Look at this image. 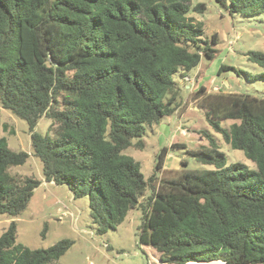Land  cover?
I'll list each match as a JSON object with an SVG mask.
<instances>
[{"label":"trees","instance_id":"obj_1","mask_svg":"<svg viewBox=\"0 0 264 264\" xmlns=\"http://www.w3.org/2000/svg\"><path fill=\"white\" fill-rule=\"evenodd\" d=\"M215 1L231 19L264 13V0ZM192 2L0 0V104L29 124L45 181L89 199L98 235L140 206L138 245L157 252L160 264H264V96L188 90L191 72L220 55L218 34L206 35L193 17L206 4ZM248 58L256 73L222 64L219 74L264 83V53ZM188 104L255 168L228 164L218 138L204 131L209 146L163 147L146 179L124 152L146 148L148 131L181 117ZM45 116L56 124L54 137L35 131ZM172 148L214 169L186 161L168 169ZM28 159L0 143V216L19 217L41 185L10 173ZM16 241L14 221L0 237V264H54L72 246L30 250Z\"/></svg>","mask_w":264,"mask_h":264},{"label":"rangeland","instance_id":"obj_2","mask_svg":"<svg viewBox=\"0 0 264 264\" xmlns=\"http://www.w3.org/2000/svg\"><path fill=\"white\" fill-rule=\"evenodd\" d=\"M193 4L204 3L207 10L194 13L196 21L204 25L206 35L218 34L216 46L220 55L214 61L204 60L191 72L188 78V90L205 86L211 92H234L264 96V83L251 84L246 78L237 76L234 71L219 74L222 64H226L246 73H256L257 66L248 58L251 51L264 53V13L247 18L231 19L215 0H192ZM185 90V89H184ZM187 95L188 91H184ZM0 143L7 148L29 154V159L22 166H12L9 171L13 176L31 177L41 181L35 190L28 208L17 218L0 216V237L12 222L17 223V245L30 250L49 249L62 241H71L69 251L54 264H151L158 253L149 247L138 245V230L142 225L143 212L136 206L127 215L124 223L117 229L109 230L100 236L97 226L90 215L89 199H74L67 186H58L45 181L43 164L34 155L31 130L27 121L17 117L11 111L1 107ZM177 116V115H176ZM166 118L159 127L148 131L146 148H130L125 155L134 158L141 165V172L146 179L155 172L156 160L163 147L186 144L190 148L209 146V141L202 136L208 131L218 138L219 149L227 156V163H241L250 169L255 164L242 150L229 147L221 135L207 122L204 111L188 104L181 117ZM233 122H223L229 127ZM56 124L46 116L41 118L35 131L42 136L54 137ZM182 161L188 162L190 169L213 170L214 166L203 165L189 156L184 149H171L165 167L182 168ZM143 199L140 200V203ZM148 257H147V256ZM153 255V256H152ZM148 258V259H147ZM208 264H225L212 262Z\"/></svg>","mask_w":264,"mask_h":264},{"label":"crops","instance_id":"obj_3","mask_svg":"<svg viewBox=\"0 0 264 264\" xmlns=\"http://www.w3.org/2000/svg\"><path fill=\"white\" fill-rule=\"evenodd\" d=\"M150 249H151V248H150ZM152 250H153V249H152ZM152 256H153V255H152ZM154 258H155L156 261H155V262H152L151 264H160V263L158 262V257H155V256H154Z\"/></svg>","mask_w":264,"mask_h":264}]
</instances>
